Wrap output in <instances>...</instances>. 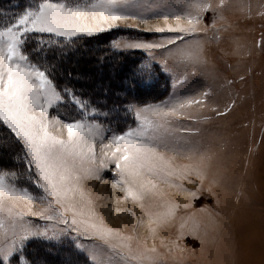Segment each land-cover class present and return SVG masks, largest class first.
Here are the masks:
<instances>
[{"label":"rangeland","instance_id":"rangeland-1","mask_svg":"<svg viewBox=\"0 0 264 264\" xmlns=\"http://www.w3.org/2000/svg\"><path fill=\"white\" fill-rule=\"evenodd\" d=\"M205 3L213 7L199 13L200 27L206 31L190 35L156 31L177 24L189 28V17ZM122 11L131 18L116 21L112 27L105 25L103 31L127 29L116 39L117 49L131 50L135 48L125 45L163 43L183 36L166 48L140 49L167 76L170 92L161 101L130 107L185 104L177 116L161 122L164 126L152 141L164 158L162 170L145 169L140 178L121 174L111 163L98 173L86 171L98 167L115 150V146L103 149L104 144L139 123L133 111V125L122 132L93 121L101 126L103 136L91 141L95 164L78 162L79 179H73L70 187L76 189L73 202L83 213L78 221L94 222L110 229L112 235L107 243L95 232L66 231L58 240L31 237L24 244V257L31 241L43 240L66 250L64 264H137L132 257L142 254L151 258L144 264H264V0H134ZM197 55L199 62H194L191 57ZM191 100L204 102L189 106ZM56 107L49 119L70 122L57 114ZM52 131L67 139L62 125ZM44 195L41 189V194L33 196ZM47 200H53V211H63L54 198ZM47 200L37 199L33 211L47 207ZM64 215L71 220L72 212ZM24 223L49 233L65 227L35 216H26ZM5 230L11 234L7 213ZM0 264L17 262L13 257Z\"/></svg>","mask_w":264,"mask_h":264},{"label":"snow or ice","instance_id":"snow-or-ice-1","mask_svg":"<svg viewBox=\"0 0 264 264\" xmlns=\"http://www.w3.org/2000/svg\"><path fill=\"white\" fill-rule=\"evenodd\" d=\"M133 3L134 0H93L86 5L68 6L63 2L42 0L37 7L29 8L10 23L0 26V123L21 146L25 169L36 177V185L45 194L39 198L34 197L27 189L17 186V172L0 170V230H4L0 231V241H11L0 243V261L7 262L15 257L17 264H30L23 255V248L31 237L58 240L66 231L75 232L77 235L95 232L107 243L108 237L112 235L110 229H101L94 222L78 221L77 216H82L83 213L77 211L73 202L76 189L70 187L73 179H79L76 175L78 162L83 165L88 160L95 164L94 144L91 141L96 138L103 139L101 126L90 119L95 116V109H90L70 90L59 89L49 73L30 59L27 45L33 34H49L71 40L81 34L91 36L94 32H103L106 30L105 25L112 27L116 21L131 18L125 15L122 9ZM211 10L213 7L208 3L199 7L197 14L188 19L189 28L177 24L175 28H157L156 31L184 35L206 31L200 27L202 19L199 13ZM167 19L168 17H165V20ZM175 19L180 21L181 17L177 16ZM178 39L183 40V36L169 38L163 43H136L127 44L125 47L149 50L166 48L176 44ZM37 43L43 45L45 41L37 38ZM181 54L183 55V52ZM191 59L199 62L198 55ZM138 71L143 76L150 73V68L145 65ZM66 98L80 110L84 118L71 122L62 121L58 117L50 120V110L65 102ZM203 102L191 100L187 103L190 106ZM184 107L185 104L181 103L173 108L132 109L136 121L139 122L138 127L113 136L108 144L103 145V149L115 146V150L110 156L106 154L98 167L90 166L86 171L98 173L101 168H106L111 163L121 174L140 178L145 169L149 172L162 170L164 158L157 152L152 141L155 139V133L164 126L161 122H167L170 117L177 116L178 108ZM146 113L156 119H150ZM56 125H62L67 130V139L54 134L52 129ZM152 186L155 187L154 184ZM130 194L135 195L131 192ZM48 197L54 198V202L61 205L63 211H53V200H47ZM37 199L41 203L47 200L48 206L40 211H33L32 204ZM22 201L25 202L23 207L14 211ZM65 212H72L71 220L64 215ZM5 213L11 221V234L5 230ZM26 216L57 221L65 227L59 232L51 233L47 229L32 230L24 223ZM80 225H83V231ZM147 251L154 252L155 249ZM132 259H135L137 264H144L146 259L151 258L142 254L133 256Z\"/></svg>","mask_w":264,"mask_h":264},{"label":"trees","instance_id":"trees-1","mask_svg":"<svg viewBox=\"0 0 264 264\" xmlns=\"http://www.w3.org/2000/svg\"><path fill=\"white\" fill-rule=\"evenodd\" d=\"M55 1L77 4L85 0ZM40 2L42 0H0V26L10 23L26 8ZM125 30L115 28L91 36L79 35L71 40L33 34L27 45L30 59L49 73L59 89L75 93L90 109H95L96 114L90 119L116 132L133 125L132 105L161 101L170 92L169 79L156 64L148 61L142 50L115 47L116 39ZM37 38H42L45 43L38 44ZM145 65L149 66L150 73L141 76L138 70ZM56 111L66 121L84 118L67 98L57 105ZM22 156L21 146L0 123V170L17 172L15 183L19 188L27 189L32 195L41 194L35 183L36 177L26 171ZM25 252V257L32 264L41 261L43 264L66 263V250L43 240L31 241Z\"/></svg>","mask_w":264,"mask_h":264}]
</instances>
